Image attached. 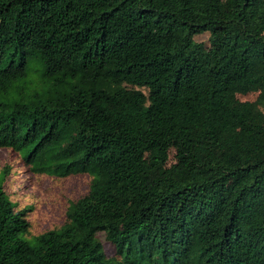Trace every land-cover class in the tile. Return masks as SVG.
<instances>
[{
	"label": "trees",
	"instance_id": "16d2710c",
	"mask_svg": "<svg viewBox=\"0 0 264 264\" xmlns=\"http://www.w3.org/2000/svg\"><path fill=\"white\" fill-rule=\"evenodd\" d=\"M0 149L89 178L32 246L5 165L0 264H264V0H0Z\"/></svg>",
	"mask_w": 264,
	"mask_h": 264
},
{
	"label": "rangeland",
	"instance_id": "374dc122",
	"mask_svg": "<svg viewBox=\"0 0 264 264\" xmlns=\"http://www.w3.org/2000/svg\"><path fill=\"white\" fill-rule=\"evenodd\" d=\"M208 34L198 35L196 42L208 46ZM241 101H247L258 109L261 102L256 93L237 95ZM10 166V171L4 183V189L13 201L18 203V209H26L24 215L30 224L26 240L34 245L35 237L46 230L59 228L66 220L67 200H76L88 189L89 178L86 175H73L58 179L31 173L24 166L18 155L8 149H0V170ZM106 257H115L114 247L105 240L104 234L97 235Z\"/></svg>",
	"mask_w": 264,
	"mask_h": 264
}]
</instances>
